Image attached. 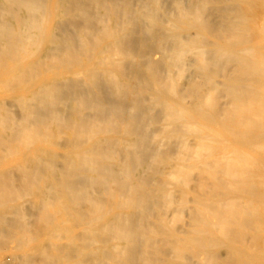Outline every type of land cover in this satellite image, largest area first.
<instances>
[{
  "label": "bare ground",
  "instance_id": "obj_1",
  "mask_svg": "<svg viewBox=\"0 0 264 264\" xmlns=\"http://www.w3.org/2000/svg\"><path fill=\"white\" fill-rule=\"evenodd\" d=\"M0 264H264V0H0Z\"/></svg>",
  "mask_w": 264,
  "mask_h": 264
},
{
  "label": "rangeland",
  "instance_id": "obj_2",
  "mask_svg": "<svg viewBox=\"0 0 264 264\" xmlns=\"http://www.w3.org/2000/svg\"><path fill=\"white\" fill-rule=\"evenodd\" d=\"M2 256L4 259H7V257L11 258V251L7 250V248H5L2 252H1Z\"/></svg>",
  "mask_w": 264,
  "mask_h": 264
}]
</instances>
